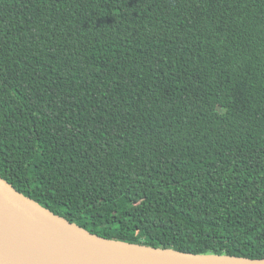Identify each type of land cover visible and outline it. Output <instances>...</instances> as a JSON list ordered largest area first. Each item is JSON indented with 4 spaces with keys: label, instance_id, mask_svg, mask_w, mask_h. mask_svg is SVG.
<instances>
[{
    "label": "trees",
    "instance_id": "1",
    "mask_svg": "<svg viewBox=\"0 0 264 264\" xmlns=\"http://www.w3.org/2000/svg\"><path fill=\"white\" fill-rule=\"evenodd\" d=\"M0 174L104 237L264 258V0H0Z\"/></svg>",
    "mask_w": 264,
    "mask_h": 264
},
{
    "label": "water",
    "instance_id": "2",
    "mask_svg": "<svg viewBox=\"0 0 264 264\" xmlns=\"http://www.w3.org/2000/svg\"><path fill=\"white\" fill-rule=\"evenodd\" d=\"M0 264H264L108 238L55 213L0 174Z\"/></svg>",
    "mask_w": 264,
    "mask_h": 264
}]
</instances>
